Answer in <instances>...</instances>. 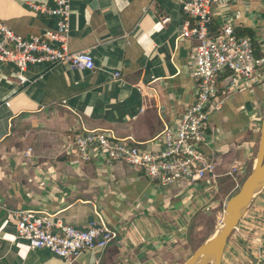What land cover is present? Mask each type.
<instances>
[{
    "label": "crops",
    "instance_id": "crops-1",
    "mask_svg": "<svg viewBox=\"0 0 264 264\" xmlns=\"http://www.w3.org/2000/svg\"><path fill=\"white\" fill-rule=\"evenodd\" d=\"M31 1L42 0H0V20L24 37L54 25L29 9ZM180 2L70 0L68 47L89 51L92 70L30 66L20 85L15 68L0 64V264H66L16 238L7 209L54 214L77 228L102 220L118 231L100 255L84 250L74 264H182L196 248L189 236L195 218L215 213L222 191L244 179L264 114V82L234 91L228 72L218 79L227 98L209 117L203 145L215 157L213 177L160 186L95 148L87 161L73 154L71 134L83 129L161 148L160 131L196 93L189 62L197 42L179 37L186 19ZM225 20L264 52V0H216L212 30ZM221 264H264V189L229 236Z\"/></svg>",
    "mask_w": 264,
    "mask_h": 264
},
{
    "label": "built area",
    "instance_id": "built-area-1",
    "mask_svg": "<svg viewBox=\"0 0 264 264\" xmlns=\"http://www.w3.org/2000/svg\"><path fill=\"white\" fill-rule=\"evenodd\" d=\"M215 1L180 2L186 19L179 37L197 42L189 62L196 81V93L193 102L183 108L175 123L165 125L160 131L161 148L151 152L126 140L112 138L102 130L83 129L71 134V146L77 160H89L91 150L95 148L108 160L124 161L142 170L160 186L195 183L213 177L215 157L205 153L203 145L209 117L221 110L227 98L219 91L218 77L228 72V89L234 91L264 82V52H255L253 39L238 35L229 20H225L216 31L212 30L211 14ZM28 7L40 17L50 18L54 25L39 34L24 37L0 20V64L15 68L20 85L29 81L25 72L30 66L52 68L67 64L72 69L82 70L95 67L89 51L69 50L70 0L31 1ZM118 75V71L113 72V77ZM236 170L235 162L230 171ZM7 212L15 218L16 238L25 240L30 249L49 250L66 264H74L84 250L100 255L118 238V231L102 220H93L88 226L77 228L54 214H35L24 209H7Z\"/></svg>",
    "mask_w": 264,
    "mask_h": 264
},
{
    "label": "water",
    "instance_id": "water-1",
    "mask_svg": "<svg viewBox=\"0 0 264 264\" xmlns=\"http://www.w3.org/2000/svg\"><path fill=\"white\" fill-rule=\"evenodd\" d=\"M264 189V114L251 167L237 190L225 201L221 223L182 264H221L227 240L254 199Z\"/></svg>",
    "mask_w": 264,
    "mask_h": 264
},
{
    "label": "rangeland",
    "instance_id": "rangeland-1",
    "mask_svg": "<svg viewBox=\"0 0 264 264\" xmlns=\"http://www.w3.org/2000/svg\"><path fill=\"white\" fill-rule=\"evenodd\" d=\"M241 182H239L240 184ZM238 186L232 187V190H223V196L227 195L230 196L232 193H234L235 190H237ZM228 191V192H227ZM220 198V205H218V210L215 211V213H212L210 215H200L195 218L194 222L190 225V237L193 240L194 248L208 235L210 234L215 227H217L222 220V212H223V205L222 201H226L225 197ZM225 203V202H224ZM218 211V212H217ZM193 248V249H194Z\"/></svg>",
    "mask_w": 264,
    "mask_h": 264
},
{
    "label": "trees",
    "instance_id": "trees-1",
    "mask_svg": "<svg viewBox=\"0 0 264 264\" xmlns=\"http://www.w3.org/2000/svg\"><path fill=\"white\" fill-rule=\"evenodd\" d=\"M248 33V32H247ZM247 33H240L241 35H244V34H247ZM228 74V73H227ZM218 79H219V77H218ZM218 82H219V80H218Z\"/></svg>",
    "mask_w": 264,
    "mask_h": 264
}]
</instances>
